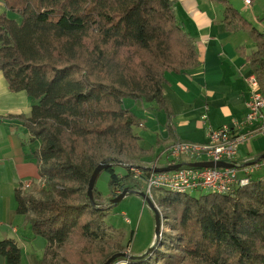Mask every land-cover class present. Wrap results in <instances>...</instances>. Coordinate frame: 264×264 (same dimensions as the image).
<instances>
[{"label":"trees","instance_id":"obj_1","mask_svg":"<svg viewBox=\"0 0 264 264\" xmlns=\"http://www.w3.org/2000/svg\"><path fill=\"white\" fill-rule=\"evenodd\" d=\"M0 1L19 17L0 14V70L11 92L34 101L28 117L11 118L40 143L34 157L42 184L15 191L16 214L46 241L41 264H106L124 252L123 236L104 221L115 207L110 200L125 188L137 197L144 192L131 167L160 145L140 147L134 129L143 121L123 100L154 102L170 140L178 141L162 84L165 73L198 65L194 41L176 21L175 0ZM221 3L226 29L248 33L256 44L250 66L263 73V36ZM261 154L255 163L264 161L257 162ZM100 163L109 165L102 171L109 194L95 184L92 206L87 188ZM154 201L159 239L143 259L111 264H264V174L230 195L164 190ZM0 256L19 264L20 248L1 241Z\"/></svg>","mask_w":264,"mask_h":264},{"label":"crops","instance_id":"obj_2","mask_svg":"<svg viewBox=\"0 0 264 264\" xmlns=\"http://www.w3.org/2000/svg\"><path fill=\"white\" fill-rule=\"evenodd\" d=\"M221 1L175 0L176 21L193 39L198 56V65L194 69L164 74L163 93L174 113L172 125L178 138L176 142L203 144L211 130L242 125L245 120L249 100L246 77L256 74L250 66L256 44L245 31L226 29L225 7ZM224 1L238 11L233 0ZM254 5L250 9L242 8V13H238L264 38L260 28L264 26V0H255ZM3 13L10 18L13 16L0 1V14ZM261 91L264 94L263 87ZM33 104L25 92L14 93L8 89L0 70V242L12 240L18 245L19 264H41L46 245L45 239L32 233L25 218L16 214L14 197L15 191L25 183L30 184L29 189L42 184L34 157L40 143L32 140L20 120L11 118L28 117ZM123 106L143 121L142 126L134 129L140 138V147L147 150L160 144L155 147L154 158L175 143L170 140L165 127L166 115L154 102L125 99ZM247 131L248 127L241 129V132ZM255 158L237 165L255 163ZM261 168L264 174V161L259 163L257 170ZM0 264L9 263L0 256Z\"/></svg>","mask_w":264,"mask_h":264},{"label":"built area","instance_id":"obj_3","mask_svg":"<svg viewBox=\"0 0 264 264\" xmlns=\"http://www.w3.org/2000/svg\"><path fill=\"white\" fill-rule=\"evenodd\" d=\"M249 3V1H246ZM249 89L247 113L242 125L222 126L211 130L203 144L175 142L169 149L173 163L223 162L233 164L232 168H180L167 172L148 171L142 175L140 169H131L135 179L146 181V194L151 198L153 189H166L176 193L207 192L230 195L237 188L248 184L250 176L259 167V163H246L238 166L236 157L240 144L250 137L264 131V94L258 77L251 73L246 77ZM248 127L246 133L242 128ZM189 159V160H186ZM171 164H168L171 166ZM149 170V169H148ZM24 189L30 184L25 183Z\"/></svg>","mask_w":264,"mask_h":264},{"label":"rangeland","instance_id":"obj_4","mask_svg":"<svg viewBox=\"0 0 264 264\" xmlns=\"http://www.w3.org/2000/svg\"><path fill=\"white\" fill-rule=\"evenodd\" d=\"M247 1H249V3L246 4L245 0H233L235 6L237 7V10L241 13H242V8L248 7L250 9L251 7L255 6L254 5L255 0H247ZM250 3L252 4L249 5ZM12 15H13L11 17L12 19L17 18L19 20V17L17 15L15 14ZM247 16L249 17L248 14ZM260 28L264 31V26H260ZM256 75L258 77L261 87L264 88V72L261 74L256 73ZM170 147L171 146L163 149L162 152L158 154L155 158H154L155 155L143 158L140 162L133 164L134 166H132L131 169H136V168L139 169L137 167L139 166L144 169H149V171L155 172L156 168L168 167L169 166L168 164H171L172 162V159H170L169 156ZM262 152H264V131L260 134H256L250 137L247 141L239 145L238 153L236 157V163L240 165V163H243L246 160H250ZM177 164H181V163H173L171 164V166ZM262 172H263L262 168L257 171H254V173L251 174V177L256 178L259 175H261ZM116 173H118L119 175H123L125 173V170L124 168L117 167ZM108 178H109L108 174L106 172H102L98 177V180H96V188L104 197H106L109 194ZM142 183L144 185L143 193H145L147 183L146 181L143 180ZM164 190L166 191V189H153L151 198L145 193L153 201L155 206L158 208L159 212L160 209L156 205L154 199L159 194H161V191ZM205 193L207 192H195L191 195L199 196L200 194H205ZM123 213L125 214V216L123 215ZM104 221L106 225L112 227L114 233L123 236V240L121 244L124 247V252H122L124 254L130 256H141L147 253V251L152 247V245L156 241L154 234L155 223H154L153 213L149 209V207L142 201L140 197L134 195L126 196L121 203H119L117 206L113 208V210L105 218ZM131 232H133V240L130 243L129 238ZM139 252H143V253L139 254ZM119 264H123V263L121 262Z\"/></svg>","mask_w":264,"mask_h":264},{"label":"water","instance_id":"obj_5","mask_svg":"<svg viewBox=\"0 0 264 264\" xmlns=\"http://www.w3.org/2000/svg\"><path fill=\"white\" fill-rule=\"evenodd\" d=\"M264 159V153L260 155V157L257 159L258 161H261ZM109 165L105 164V163H100L95 170L93 171L91 178L89 180L88 183V188H87V195L88 198L90 200V203L92 206H95L94 200H93V188L96 184V180L98 178V176L100 175V173L102 171H104ZM181 166H187L190 168H232L234 165L233 164H227V163H223V162H218V163H213V162H197V163H181V164H177L174 166H168L165 168H156L155 172H167L170 170H175L180 168ZM128 195H134V192L129 190L128 188H125L121 193L118 194V196H116L115 198L110 200V203L113 206H117L119 203H121L123 201V199L128 196ZM139 197L142 199V201L149 207V209L152 211L153 216H154V223H155V230H154V234H155V240H158L161 234V229H162V217L161 214L158 210V208L155 206V204L153 203V201L145 194V193H140ZM151 249H149L147 251V253L141 255V256H130L124 253H119L116 254L115 256H113L112 258H110L106 264H111L114 262V260L116 258L119 257H123V258H127V259H143L148 252Z\"/></svg>","mask_w":264,"mask_h":264}]
</instances>
